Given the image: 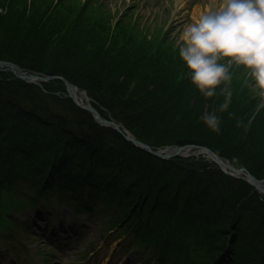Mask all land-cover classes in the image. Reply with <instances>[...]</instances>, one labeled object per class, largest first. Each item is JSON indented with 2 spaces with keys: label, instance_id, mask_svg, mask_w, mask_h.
I'll return each mask as SVG.
<instances>
[{
  "label": "trees",
  "instance_id": "1",
  "mask_svg": "<svg viewBox=\"0 0 264 264\" xmlns=\"http://www.w3.org/2000/svg\"><path fill=\"white\" fill-rule=\"evenodd\" d=\"M4 1L7 7L11 3ZM7 12L5 9L0 14V32L4 34ZM25 13L23 10L22 16ZM50 21L48 11L40 19L41 29L27 27L20 20L23 27L18 25L9 34L39 29L37 33L43 36L34 46L27 45L28 35L7 39L6 53L0 50V61L13 63L25 72L68 81L86 93L102 119L120 125L153 150L205 147L230 164L243 166L255 179H264V154L258 153L256 143H242L241 154L252 150L254 157L236 153L235 138L240 139L241 132L236 129L237 122L223 123L217 134L191 119L185 106H179L189 81L154 84L158 72L146 74L158 68L154 58L142 63L144 57H140L135 63L140 71L127 73L122 84L127 63L120 57L111 63L115 82L109 84L105 72L103 77L98 75L102 59L114 44L99 36L102 42L89 45L92 54L86 50L77 27L54 39L53 31L64 30L46 28ZM20 43L22 52L18 50ZM47 44L50 53L41 54L43 61L25 65L23 52L33 47L42 50ZM127 54L138 52L129 47ZM6 75L13 78L0 72V77ZM14 82L18 94H23L17 100L12 97L18 95L0 90V199L4 194L13 195L19 201L14 202L15 207L21 203L34 206L54 194L72 200L79 211L90 214L92 206L100 203L113 213L112 227L127 236L131 244L149 250L154 264H187L177 248L179 233L196 224L204 226L199 246L205 248L208 264H264V205L248 184L221 174L217 168L208 170L214 180L206 176L205 164L177 158L161 160L125 142L121 134L100 128L88 113L63 97L65 89L59 80L41 84V89L18 79ZM217 99L223 103L224 96L218 93ZM235 102L238 98L232 96L228 110L234 114ZM261 110L253 125L260 119ZM250 117L247 110L242 112V126ZM178 129L186 133L172 138L174 132L180 133ZM0 214L11 224L9 213L2 209Z\"/></svg>",
  "mask_w": 264,
  "mask_h": 264
},
{
  "label": "rangeland",
  "instance_id": "2",
  "mask_svg": "<svg viewBox=\"0 0 264 264\" xmlns=\"http://www.w3.org/2000/svg\"><path fill=\"white\" fill-rule=\"evenodd\" d=\"M9 1H11L12 5L9 3L7 7L5 1L0 0V14L3 15L5 9L8 11L2 25V29L5 28L6 33L0 32V36H3L2 39L0 37V50L2 52L6 53L5 44L7 39H15L18 35H22L23 37L28 35L30 39L27 45L31 44L34 46V43L37 45L40 41L39 37L43 36L37 33L42 27L39 22L44 12L48 11V13H51V21L46 28H57L60 31L64 30L61 32L53 31L52 35L54 39L61 38L65 34V30L77 27L80 32V38L87 46L86 50L89 52L92 50L89 45L93 46L97 41L102 42L99 36L106 43L111 42V44H114L110 54L106 56L107 58H103V62L100 63L101 66L99 65L101 72L98 76L103 77V72H105V76L109 79V81H106L107 83L112 84L111 82H115L113 78L115 76L111 74L110 67L111 63L117 62L120 57L121 59L125 58V62L127 63L124 69L125 78L122 80V84L126 81L127 73L135 75L137 70L140 71V65L135 64L136 61H139L140 57H144L142 63L147 58L153 57L155 60L154 65L158 68H155L153 71H147L146 74H156L158 72V78L156 77L155 80L160 83L155 81L154 84L163 85L168 82L184 84V81H189V84H187L188 89L185 91L186 94L183 96L179 106L183 105L187 108V113L191 119H196L201 124H204L201 120L202 116L216 114L220 118L219 126L225 122H237L238 126L236 129L241 132L240 139H238V136L235 138V146L239 151L236 153L250 158L253 153L252 150L249 153H244V155L241 153L244 150L242 143L251 140V143L253 142V144L256 143L258 145V153L260 155L264 154V102L250 90V78L244 73L243 68L232 66L230 69L233 72L232 80L227 85H221L218 88V93L221 95H223V90L228 88L232 91V96L238 98V102H235L234 107L236 113L234 114L229 110L220 112L219 106L221 102L217 99V95L208 99L202 96L190 82L188 69L178 55L182 30L186 25L199 18L196 6L200 7L201 15L205 13L206 9H211L209 7L210 4L212 6H218L220 0ZM23 10L26 13L22 16ZM20 20L27 27L30 25L33 28L38 27L39 29L32 31L33 34L27 30L22 32L14 30L11 33L14 35L11 36L9 34L10 31L18 27V25L23 27ZM20 44L21 46L18 47V50L22 52L23 43ZM129 47L135 48L138 54L128 55L127 51ZM48 49L49 45L47 44V47L42 48V50L33 47L29 51L23 52L26 55L23 59L25 65L43 61L41 54L45 52L50 53ZM50 57L52 56L50 55ZM106 61H109V63H106ZM1 71L2 68L0 67ZM39 77L43 78L42 75ZM14 79L17 78L14 76L10 78L7 75L0 77V90L6 91L8 95H18L12 97L13 100H17L23 94H18ZM118 83L120 85L121 82L119 81ZM36 87L41 89V84ZM87 99L88 102H91L88 97ZM194 102H196L195 107L191 108ZM86 104L81 106H86ZM260 109H262L258 117L260 119L253 125L254 117L259 113ZM246 110L248 114H251V117L247 121V124L242 126L240 116ZM177 131L180 133L176 135V132H174L172 138L182 136L186 133L181 129ZM246 137L248 139H245ZM189 151L185 157H174L172 159L194 160L205 164L207 166L206 176L215 180L211 171L208 170L217 168L220 171V169L207 155L199 154L201 152L200 148H190ZM230 165L237 170L242 168L248 172L243 166H238L237 164ZM249 165L254 166L251 163ZM221 174L223 173L221 172ZM233 175V179L243 181L247 185L245 173ZM223 186L224 190L227 189L226 185L223 184ZM253 192H255L254 189ZM256 194L258 201L264 205V195ZM14 202L19 203L18 199L13 195H2L0 199V210L3 209L4 212H7L8 207H10L8 205L16 206ZM102 207L103 205L99 204L94 215L87 216L81 214L75 216L71 211L70 205H60L51 201L48 214H43V218L47 221L45 224L41 221H36L38 216H35V214L38 210L29 209L26 215L21 213L17 216L15 226H21L25 223V228L28 230L29 235L27 234V238L18 235V237H12L9 241L4 242L6 239L2 238L3 233L0 232V264H28V262L31 264H152L148 254L136 248L128 249L122 244L124 239L119 236L120 231L115 230L114 232H110L112 217H110L108 212L101 210ZM2 216L0 214V220ZM54 224L58 225L57 231L63 228L66 234L65 236L57 235L56 240H50L47 237L48 232L43 233L42 230L48 225L52 229ZM203 234L204 226L199 224H196L190 229L184 228L179 233L180 238L177 248L181 254V259L187 264H208L207 259L209 257L206 254V250L204 247L199 246V240ZM24 239L27 240L24 241ZM20 248H24L25 250H20ZM222 258H216V261L222 260ZM210 264H217V262Z\"/></svg>",
  "mask_w": 264,
  "mask_h": 264
},
{
  "label": "clouds",
  "instance_id": "3",
  "mask_svg": "<svg viewBox=\"0 0 264 264\" xmlns=\"http://www.w3.org/2000/svg\"><path fill=\"white\" fill-rule=\"evenodd\" d=\"M179 58L188 69L190 82L205 99L218 94L233 78L232 66L242 67L250 78V90L264 102V0H220L218 6L186 25L180 34ZM220 112L228 110L232 91L222 92ZM219 133L216 114L201 117Z\"/></svg>",
  "mask_w": 264,
  "mask_h": 264
},
{
  "label": "water",
  "instance_id": "4",
  "mask_svg": "<svg viewBox=\"0 0 264 264\" xmlns=\"http://www.w3.org/2000/svg\"><path fill=\"white\" fill-rule=\"evenodd\" d=\"M0 67H4L6 71L11 72L14 76L20 78L21 80L24 81H28V82H36V81H43L46 82L49 80V78L43 79V78H39L38 76H27L25 74H23L16 66L9 64V63H1L0 62ZM65 84V88H66V92L69 94V88L70 85L64 81ZM70 97V95H69ZM84 110L88 111L92 117L95 119L96 123L100 126H104V127H108V128H112L113 130L120 132L119 130V126L115 125L114 123H109V122H105L102 119H100L97 115V113L91 108V107H87V108H83ZM126 140L130 141L131 143H133L134 145H136L138 148L154 155L157 158L163 159V160H168L173 156H178L180 155V152L182 150V148H176V149H169L166 148L163 151H159V152H153L151 151V149L148 146H145L139 142H137L136 140H134L131 137H126ZM205 150V149H203ZM207 153L211 154L214 161L222 168L225 167V165L222 163V161L215 156L214 154H212L210 151L205 150ZM232 171H234L232 169ZM238 173H245L247 176V180L248 182L257 190L259 191L258 186L256 187V185H263L264 186V181H257L255 180L252 176H250L244 169H240L237 171Z\"/></svg>",
  "mask_w": 264,
  "mask_h": 264
},
{
  "label": "bare ground",
  "instance_id": "5",
  "mask_svg": "<svg viewBox=\"0 0 264 264\" xmlns=\"http://www.w3.org/2000/svg\"><path fill=\"white\" fill-rule=\"evenodd\" d=\"M179 1H181V0H179ZM185 1H187V0H185ZM199 6H201V5H199ZM209 7H214V6H212L211 4H210V6ZM196 8H197V10H198V17L200 16V11H201V9H200V7H198V6H196ZM210 10V8L209 9H206V11L205 12H207V11H209ZM69 95H70V97L77 103V104H79L80 106L81 105H85L86 104V98H85V96H84V94H82V93H80L77 89H75V88H72V87H70L69 88ZM185 155L187 154V153H189L190 151H189V149H185V150H183L182 151ZM181 152V153H182ZM199 154H204V155H207L205 152H199ZM258 186V188H259V193L261 194V195H264L263 193H264V186L263 185H256V187Z\"/></svg>",
  "mask_w": 264,
  "mask_h": 264
}]
</instances>
